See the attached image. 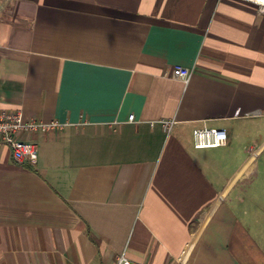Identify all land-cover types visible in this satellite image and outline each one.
<instances>
[{
	"label": "crops",
	"instance_id": "obj_1",
	"mask_svg": "<svg viewBox=\"0 0 264 264\" xmlns=\"http://www.w3.org/2000/svg\"><path fill=\"white\" fill-rule=\"evenodd\" d=\"M0 109L62 123L0 146V264H264L258 4L0 0Z\"/></svg>",
	"mask_w": 264,
	"mask_h": 264
},
{
	"label": "built area",
	"instance_id": "obj_2",
	"mask_svg": "<svg viewBox=\"0 0 264 264\" xmlns=\"http://www.w3.org/2000/svg\"><path fill=\"white\" fill-rule=\"evenodd\" d=\"M264 8V0H248ZM173 75L184 82H187L191 70L182 65H175ZM133 119V114L128 116ZM174 120H162L164 126L169 130ZM59 121L44 122L34 118H26L20 110L0 109V146H7L10 150L11 158L18 165L33 164L38 156L37 144L33 141H24L18 138L22 131L46 130L48 128L60 127ZM193 145L196 148L216 147L224 145L227 141V131L225 127H208L202 125L192 130ZM115 264H134L123 254L117 256Z\"/></svg>",
	"mask_w": 264,
	"mask_h": 264
}]
</instances>
